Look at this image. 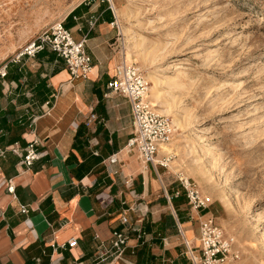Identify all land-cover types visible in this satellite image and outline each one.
Masks as SVG:
<instances>
[{"label":"crops","instance_id":"obj_1","mask_svg":"<svg viewBox=\"0 0 264 264\" xmlns=\"http://www.w3.org/2000/svg\"><path fill=\"white\" fill-rule=\"evenodd\" d=\"M115 22L104 0L80 1L64 16L74 39H87L92 61L86 77L72 78L48 49L15 62V54L0 53V65H7L0 78V264H138L143 243L155 258L151 264H191L183 238L193 242L188 236L203 212L190 207L177 177L163 184L156 167L140 170L129 161L130 103L106 95L119 62ZM34 138L41 155L26 167L22 154ZM129 186L135 200L146 199L144 209L136 207L148 213L131 224L138 230L150 224L141 238L120 221L135 203L118 200L116 190ZM166 214L176 229L161 235L153 225ZM122 229L124 254L103 255L101 245L109 247L112 232ZM71 239L76 245L70 248Z\"/></svg>","mask_w":264,"mask_h":264},{"label":"rangeland","instance_id":"obj_2","mask_svg":"<svg viewBox=\"0 0 264 264\" xmlns=\"http://www.w3.org/2000/svg\"><path fill=\"white\" fill-rule=\"evenodd\" d=\"M80 1L0 0V53L16 54ZM104 1L117 11L119 61L142 70L153 111L174 127L161 164L132 150L129 161L156 167L163 184L193 181L231 240L227 264H264V0ZM116 195L135 203L129 223L148 213L131 186Z\"/></svg>","mask_w":264,"mask_h":264},{"label":"built area","instance_id":"obj_3","mask_svg":"<svg viewBox=\"0 0 264 264\" xmlns=\"http://www.w3.org/2000/svg\"><path fill=\"white\" fill-rule=\"evenodd\" d=\"M86 37L79 40L74 39L72 32L65 28L63 20L52 23L46 30L41 32L33 40L29 41L22 50L17 52L12 61H19L23 55L34 56L38 52L48 49L61 57L72 78L86 77L91 68V56L87 52ZM123 56V55H122ZM7 74L6 63L0 65V78ZM106 95L112 93L124 96L130 103L133 121V134L128 142L130 150L138 153L140 160L147 165L154 164V158L158 154L161 144L169 143L173 137L174 127L172 122L164 115L153 111L150 102L146 98L148 84L142 70L134 63H128L124 57L115 66L112 79L107 85ZM38 139L31 140L22 154V164L30 167L40 157L37 151ZM13 152H16L13 149ZM111 162L116 158L112 157ZM160 164L162 161H158ZM180 186L184 190L187 202L191 208L203 212L199 219L197 244L183 238L185 256L191 264H221L231 250V240L225 235L221 225L217 223L216 217L207 212L209 204L212 203L209 196L201 193L197 185L187 177H177ZM13 192V187L8 188ZM178 194V192H177ZM25 211V208H22ZM130 210H134L131 209ZM206 211V212H204ZM128 230H137L129 223L126 211L120 218ZM125 229L112 232L109 247L101 245L104 254L119 257L124 254L128 245V236ZM180 235H182L179 228ZM138 233V237H139ZM68 247H74L76 240L67 242Z\"/></svg>","mask_w":264,"mask_h":264},{"label":"trees","instance_id":"obj_4","mask_svg":"<svg viewBox=\"0 0 264 264\" xmlns=\"http://www.w3.org/2000/svg\"><path fill=\"white\" fill-rule=\"evenodd\" d=\"M178 217H179V220L181 221L179 214H178ZM153 227H156L157 230L162 235V234H166L169 232H173L176 229V224H175V220L173 216L171 214H166L162 218V220L159 223L154 224ZM148 231H150V225L148 223L143 224V227H141V229L139 230V235H140L139 238H141L144 232H148ZM141 246L142 247L137 253L138 264H151V262H153L155 259L154 256L150 253L149 249L144 243Z\"/></svg>","mask_w":264,"mask_h":264},{"label":"bare ground","instance_id":"obj_5","mask_svg":"<svg viewBox=\"0 0 264 264\" xmlns=\"http://www.w3.org/2000/svg\"><path fill=\"white\" fill-rule=\"evenodd\" d=\"M112 7H113V10H114V13L117 14V11L116 9L114 8V5L112 4ZM150 79L153 81V84L151 85V89L152 91L154 90V88L156 87L157 85V79L155 77H150ZM149 89V87H148ZM172 152V148L169 147V143H166V144H161L159 147H158V154L157 156L154 158V164H156L158 161H160L162 159V156L163 155H167V154H171ZM229 259V257H227V259L221 263V264H224L225 262H227V260Z\"/></svg>","mask_w":264,"mask_h":264}]
</instances>
